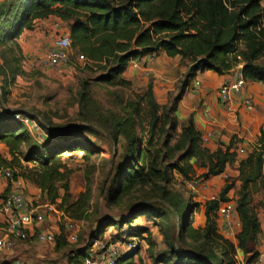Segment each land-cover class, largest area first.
Masks as SVG:
<instances>
[{
	"label": "trees",
	"instance_id": "1",
	"mask_svg": "<svg viewBox=\"0 0 264 264\" xmlns=\"http://www.w3.org/2000/svg\"><path fill=\"white\" fill-rule=\"evenodd\" d=\"M261 1L1 0L0 43L12 41L17 44L15 40L23 31L33 29L37 20L57 16L68 22L72 48H76L88 63L92 62L90 66H97L95 82L127 86L131 82L123 77V73L130 62L160 51H165L170 57L190 58V64L179 93L167 104L161 105L156 101L153 87L149 85L144 94H138L136 99L128 102L133 116L123 119L119 114L107 117L100 112L89 96L88 82L84 81L80 111L75 118L77 124L69 122L64 126L46 127L39 121L46 132L40 145L35 143L25 125L5 111L0 116V141L7 145L13 158L8 161L0 154V168H10L14 179L22 177L35 184L49 202L55 203L60 198V208H65V212L72 210L74 216L81 218L91 201L92 192L87 187L77 201L70 202L69 183L73 170L62 161V155L82 152L88 161L97 152L87 141L80 140L82 133L101 129L112 138L118 150L121 149L117 144L119 136L123 134L128 140L127 149L118 151L116 155L118 162L109 186L105 188V199L108 204H119L136 187L140 194L138 203L117 223L119 229L139 216H148L150 220L162 217L163 210L146 202L151 200L150 194L159 195L162 188L163 194L168 197L166 202L170 210L179 214L176 217L179 240L183 237L202 246L192 248L189 245L185 249L173 247L167 251L171 258L166 253L157 255L154 257L156 264H237L236 254L239 250L243 254L254 252L247 259V262H252L258 253V250H254V241L262 230L253 197L259 191L264 192V124L256 147L245 157L238 158L233 139L225 148L210 149L204 143L193 116L180 126L177 106L199 72L212 70L223 75L242 64L241 71L247 81L264 84V66L256 63L264 56V8ZM0 73L4 76L8 93L7 86L13 83L15 77L6 76L2 66ZM6 93L3 90L4 99ZM146 117H149L147 122ZM136 126L139 131L135 133ZM155 139L157 143L154 145ZM22 145L28 149L25 155ZM21 157L37 165H24ZM192 159L199 161L200 167L207 168L203 173L205 178L222 174L228 165L238 161L241 183L236 210L241 228L237 243L219 232L216 220L221 203L231 199L228 196L234 184L227 182L216 199L206 202L205 225L195 228L190 203L183 204L177 196L172 198L175 194L166 191V185L158 183V180L164 181V184L171 183L169 170H176L180 175L191 178L196 174V162ZM8 190L9 187L6 192ZM181 204L186 207L183 215L179 211ZM113 225L115 221L101 219L90 235L92 243L72 250L69 262L82 261L94 241L105 237L106 229ZM130 234L143 239L146 234L149 240L151 238L148 226L132 228ZM63 241L66 245L63 235H59L57 250L63 247ZM136 250L135 247L121 255L116 264H135Z\"/></svg>",
	"mask_w": 264,
	"mask_h": 264
},
{
	"label": "rangeland",
	"instance_id": "2",
	"mask_svg": "<svg viewBox=\"0 0 264 264\" xmlns=\"http://www.w3.org/2000/svg\"><path fill=\"white\" fill-rule=\"evenodd\" d=\"M261 3L264 8V0H262ZM55 21L56 19L53 16L51 25H53ZM48 23H41L39 25L41 27V30H44L45 28L47 30ZM63 23V25H61V22L59 23L60 31L64 30L70 33L68 22L64 21ZM55 35L58 36L59 33L57 32L56 34L55 32ZM55 35L48 39L49 43H47V45L49 46H47L45 43L42 45V48L39 49V52L36 54L37 56L35 61L47 57L49 49L54 45ZM68 52L70 56V64H72V67L68 65H62L56 68L45 67L46 71H43L42 67L35 68L32 66L29 68V70H26L24 68L25 63L23 62L25 59L23 55V49H21L19 45L15 44L12 41L0 43V67L2 66V68L5 69V72L7 73L6 76H14V81L17 80V78L22 79L19 82L20 86L18 87L17 94L12 98L10 96V98L7 99V103L5 101L6 107H8V104H11L13 107L26 106L34 113H25L36 119L38 122H43L44 126L46 127L51 125L64 126L69 122H72L71 124H77V120H75V118L80 111V99L84 81H87V84H89V96L92 100H94L96 106L99 107L100 112L106 114L107 117L108 115L112 114H119L120 119H123L127 116L132 117L133 111L128 107V102L130 100L136 99V96L138 94H144L149 85H152L154 96L156 98V101L159 103L156 97L154 85L155 83L157 84V79H164V77H168V74L166 71H164V76L161 77L159 75L157 76L154 73L155 70L153 65L157 59V54H155L154 60L152 61H146V55L138 58L139 65L145 69V74H139L138 77L135 76L133 80L131 78L124 77L125 79L129 80L131 84L127 86H109L106 84L95 82L94 78L98 74L97 66H95L94 64L90 66L92 62L88 63V60L85 57V59H82V54L79 53L76 48L73 49L71 47ZM134 60L136 61V59ZM181 60L183 61V59ZM185 60L188 63L190 62V58H185ZM132 61L128 66V76L131 75V70L134 69V66L132 67ZM186 61H184V63H187ZM256 63L264 66V56L256 61ZM237 68H240L242 70V64L234 69ZM23 71H25V73ZM184 76L179 81V84L176 85L175 90L170 93L169 100L173 99L179 93L180 85L182 80L184 79ZM0 86L6 93V86H4V82L2 83V78H0ZM91 106L92 105H90V107ZM205 111L206 110L204 109V115L212 119L210 109V115H207L208 113L206 114ZM146 119L147 120L145 122L149 120V117H146ZM135 120L137 121L136 116ZM148 128L149 127L146 128V131L148 130ZM134 131L135 133L139 131L138 126H136ZM79 137L80 140L87 141V143L91 147L97 149V152L93 154L88 161L84 159V154L82 152H66L62 155V161L68 164V166L73 170L70 176L69 183L71 194L70 202L77 201L80 198V195L84 193V191H86L87 187H90L91 189V201L84 211L83 216L81 218L74 216L72 214V210L65 212V208H60L58 204L61 201V199L59 198L57 202L53 203L55 204L58 213H55V217L52 221L43 224L44 228H50V230L55 233L56 242L43 243L41 251H39L38 248L26 249L34 253L28 254L26 258H22L17 254L20 246L25 243H29L36 238L33 235H31L27 240H21L12 237L15 240V246L13 249L0 250V264H12L16 260H21L24 262V264H32L41 260L51 262L53 264H69L72 250L76 251L79 247L88 245V242L92 243L90 241V235L95 230L96 225L101 219H111L115 221V225L110 226L106 229L105 236L110 238L113 237V240L116 241L120 247L121 255L136 247V251H138V253L134 256L135 264H156L154 262V257L165 253L167 257H170L168 256L169 254H167V251L169 249H172L173 247H175L176 249H185L188 248L189 245H192V248H195L196 246H202L199 243H193L190 239H183V237L181 238V240H179V223L176 221V217L179 216V214L175 211L170 210L166 202V199H168V197L163 194L162 188L160 189L159 195L150 194V197H152L151 200L146 201L150 205L157 207L158 210H163L164 215L162 217L150 220L148 219V216H139L133 219L132 222L124 224L122 228L119 229L117 223L121 218L129 214L131 207L136 205L139 201L140 193L137 190L138 187L132 189L131 192L127 193L119 204L114 205L108 204V202L106 201L105 188L109 186V182L115 172V167L118 162L116 155L118 154V151L123 152L125 149H127L128 140L123 134H121L119 136L120 139L117 144L120 145L122 150L120 148L118 150L117 145L113 143L112 138L101 129L82 133L79 135ZM232 139L235 146V137H233ZM156 143L157 142L155 139L154 145ZM256 144L257 142L252 146L250 150L246 151L247 154L256 147ZM22 146V153L23 155H25L28 149L25 145ZM236 151L239 155L237 147ZM12 158L13 157L10 155L7 160L10 161ZM192 161L196 162V174L191 176V178H203L211 188L210 192H208L207 194L201 191H194L190 189L186 184V181H189L191 178H186L180 175L176 170L172 172L169 170L168 172L169 176L171 177L170 184H164V181L162 180H158V183L161 186L166 185V187L164 186L166 191H171L173 194H175V196H171L172 198H176L177 196V198L180 197V201H183V204L186 202L190 203L193 209V226L195 228H201L205 225L206 221V202L211 199V195L218 196L221 189L217 187V184L210 182L214 177H204L203 173L207 170V168L200 167L199 161H196V159H192ZM22 163L30 167L37 165L36 162H27L23 158ZM161 165L163 166V164ZM4 169L6 168L1 167L0 171H3ZM17 170L20 171L19 168H17ZM229 173L230 174H228L225 170L217 177L220 178L222 182L224 181V184L230 182L235 185L232 189V192L229 193L228 197L236 201L238 197L239 187L238 185H236V182L237 184L239 181L241 183V180L239 176H236L235 174L233 175L232 172ZM87 176L89 180H87ZM217 177L215 178V180L218 179ZM7 179V185L10 189L14 186L15 180H19L21 182L20 186L23 188L24 178L19 177L14 179L11 176V180H9L10 178ZM25 181L30 182L29 180ZM26 191H29V189L25 184V192ZM60 191L61 193H63L62 189H60ZM40 195L41 196L39 197V195L35 193H30L33 203L36 204L35 206L45 203H51L47 199H45L41 193ZM253 204L261 221L262 219H264L263 191H259L254 194ZM179 209L180 215L185 214L186 207L184 205L181 204L179 206ZM216 215L217 225L220 230L221 221L220 217L218 216V211ZM139 225L148 226L150 228V240L149 238H147L146 234H144V236L146 237L144 239L139 236L130 234V229L135 228ZM59 235H63L67 244L65 245L63 241V247L60 250H57L56 244ZM262 240H264V233L261 230L258 237H256L254 241L255 251L259 249ZM134 243H136L135 247H133ZM205 249L207 250V247H205ZM253 253L254 252L243 254V252L239 250L236 254V257L237 259H241L242 261H244V264H256L254 260L250 263L247 262V259L250 258V255H252ZM41 254H45V256L41 257Z\"/></svg>",
	"mask_w": 264,
	"mask_h": 264
},
{
	"label": "crops",
	"instance_id": "3",
	"mask_svg": "<svg viewBox=\"0 0 264 264\" xmlns=\"http://www.w3.org/2000/svg\"><path fill=\"white\" fill-rule=\"evenodd\" d=\"M52 17L47 19H40L36 21L35 27L33 29H28L23 31V33L15 40V42L23 49L24 55V68L29 70L30 67L34 66V61L36 59V54L42 45L49 43V38L55 35V32L60 30V22L63 25L64 20L59 17H55L56 21L51 25ZM48 23L47 30H41L39 26L41 23ZM56 38V35H55ZM49 46V45H47ZM181 56L170 57L165 51H160L156 55V61L153 65L155 74L158 76H164L163 72L166 71L168 77L164 79H157V84L155 83L154 88L156 92V97L161 104H167L169 100L170 93L175 90L176 85L179 84L181 78H183L184 73L188 70L189 63L186 60H181ZM186 61L187 63H184ZM133 67V66H132ZM240 68H237L239 70ZM46 71L45 68H42ZM241 70V69H240ZM25 73V71H23ZM128 68L123 73V77L131 78L132 80L135 76L138 77L139 74H145V69L141 66L134 67L131 70V75L128 76ZM226 74H218L215 71L207 70L205 72H199L196 77L191 81L190 86L185 91L183 97L177 106V117L179 125L181 126L185 121L188 120L190 116H193L196 126L202 132V137L204 143L212 150L218 147H225L228 145L233 137H235V146L238 149V158L245 157L248 150L257 142L258 136L260 134V129L264 124V84L261 82L247 81L246 94L251 96L254 100V108H248L244 103V98L239 96H234L229 102L222 103L218 98V88L222 80L225 78ZM0 78L3 74L0 73ZM128 76V77H127ZM20 77V76H19ZM22 79L17 78L13 83H10L8 88V93L6 95L5 101L7 99L14 97L18 92L19 82ZM160 85V86H158ZM23 91V90H22ZM7 111L15 110L26 113H34L28 107H13L8 104ZM208 108L211 111V118L204 115V109ZM2 114V113H1ZM0 116H3L1 115ZM6 114H4L5 116ZM27 131L33 137L36 144L40 145L44 140L38 138L34 134V130L31 126H25ZM244 148V149H243ZM0 154L4 159H8L10 156L9 149L4 142L0 141ZM238 161L229 165L226 172H232L238 176ZM217 177V176H216ZM214 177L210 182L217 184V187L221 189L224 185V181L220 178L216 179ZM23 193L26 201L30 205H36L33 203L30 193H35L41 196V190L33 183L28 181H23ZM8 179L0 171V194L3 193L8 187ZM25 184L29 191L25 192ZM219 184V185H218ZM236 185L240 186V181L236 182ZM232 192V190L230 191ZM42 194V193H41ZM43 197V196H42ZM2 214L0 213V220ZM239 217H237L238 219ZM150 222V221H149ZM262 227H264V219L261 220ZM43 243L42 241L32 240L29 243H25L20 246L17 254L22 258H26L28 254H33L34 252L26 250L38 248L41 251ZM45 254H41L44 257ZM18 258V259H22Z\"/></svg>",
	"mask_w": 264,
	"mask_h": 264
},
{
	"label": "built area",
	"instance_id": "4",
	"mask_svg": "<svg viewBox=\"0 0 264 264\" xmlns=\"http://www.w3.org/2000/svg\"><path fill=\"white\" fill-rule=\"evenodd\" d=\"M59 35L56 36L54 45L49 49L46 58H41L34 61V66L37 67H49L56 68L62 65L70 64V56L68 50L72 47V39L69 32L58 31ZM155 54L146 55V61L154 60ZM85 59L84 56H81ZM132 66L138 67V58L132 61ZM247 80L239 69H232L226 73L225 78L222 80L220 87L218 88V98L222 103L229 102L234 96L244 98L245 105L253 109L254 100L251 96L246 94ZM3 89L0 86V114L7 111ZM205 113L210 115L209 109L205 108ZM11 117L19 121L25 126H31L34 133L38 138L44 140L46 133L41 126L40 122L31 117L30 115L21 112L10 110ZM1 173L6 177L12 176V170L6 168ZM190 189L201 191L205 194L210 192V186L203 178L191 179L186 181ZM19 180L14 181V186L6 192V190L0 194V213L2 218L0 220V250L13 249L15 246V240L12 237L21 240H27L33 235L37 241L55 243L56 235L50 228H44L43 224L52 221L55 217V213L58 210L53 203H45L42 205H29L26 201L23 193V188L20 186ZM216 195H211V199H216ZM218 216L221 221L220 233L225 237L231 239L233 242H237V235L241 228V221L237 217L236 201L227 200L222 202L218 209ZM33 229V230H32ZM219 229V228H218ZM32 230V231H31ZM264 233V227H262ZM260 238V237H259ZM136 243L133 244V247ZM121 256V250L113 237H103L97 239L92 244L89 253L79 262H69V264H116L117 260ZM237 259V257H236ZM254 262L256 264H264V240L258 249V253ZM12 264H24L21 260H16ZM32 264H53L44 260L34 262ZM237 264H244V261L237 259Z\"/></svg>",
	"mask_w": 264,
	"mask_h": 264
}]
</instances>
